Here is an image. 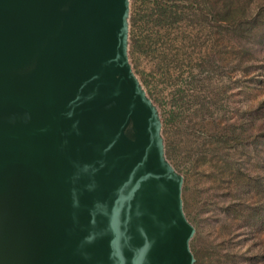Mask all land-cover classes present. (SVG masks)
<instances>
[{
  "label": "water",
  "instance_id": "obj_1",
  "mask_svg": "<svg viewBox=\"0 0 264 264\" xmlns=\"http://www.w3.org/2000/svg\"><path fill=\"white\" fill-rule=\"evenodd\" d=\"M127 17L128 0H0V264H193Z\"/></svg>",
  "mask_w": 264,
  "mask_h": 264
},
{
  "label": "rangeland",
  "instance_id": "obj_2",
  "mask_svg": "<svg viewBox=\"0 0 264 264\" xmlns=\"http://www.w3.org/2000/svg\"><path fill=\"white\" fill-rule=\"evenodd\" d=\"M196 1L160 0L165 16L128 0V61L183 177L197 264H264V0Z\"/></svg>",
  "mask_w": 264,
  "mask_h": 264
},
{
  "label": "trees",
  "instance_id": "obj_3",
  "mask_svg": "<svg viewBox=\"0 0 264 264\" xmlns=\"http://www.w3.org/2000/svg\"><path fill=\"white\" fill-rule=\"evenodd\" d=\"M156 1V4H157V6H158V11H159V13L160 14H162V15H165V14H167V10H166V8H165V6L164 5H162V3L160 2V0H155ZM196 1V0H195ZM205 2V0H202L201 2L199 1V0H197L196 2L198 3L197 4V6L198 7H200V4L202 3V2ZM203 2V3H204ZM208 2V0L206 1V3ZM230 6H231V2H229L228 3V8L230 9ZM166 16V15H165ZM213 20L214 21H217L218 20V18L216 17V15L214 14L213 15ZM255 18H249L248 20H246L245 22H246V25L248 26V27H250L249 25H251V24H253L254 22H255ZM127 25H128V22H127ZM127 36H128V27H127ZM128 38V37H127ZM128 40V39H127ZM128 42V41H127ZM157 111V110H156ZM157 115H158V112H157ZM158 119H159V122H160V118H159V115H158ZM160 126H161V122H160ZM160 138L162 139V136H161V133H160ZM162 141H163V139H162ZM163 146H164V144H163ZM182 184H183V177H182ZM261 184L264 186V182H261ZM181 200H182V206H183V198H182V193H181ZM183 211H184V209H183ZM192 226H193V233L194 234H196V228H195V226L193 225V224H191ZM193 234V238H192V241H191V243H190V250H191V252H192V256H193V264H197V262H198V259L200 258V256H199V254H198V250H197V248H195V240H196V235H194ZM246 250L248 251V250H251V248L250 247H247L246 248ZM246 251V252H247ZM256 253V256L257 257H260L262 254H263V257H264V251L262 250V249H260L259 250V252L257 251V252H255ZM262 257V256H261Z\"/></svg>",
  "mask_w": 264,
  "mask_h": 264
}]
</instances>
